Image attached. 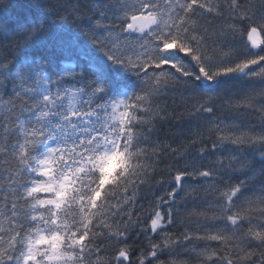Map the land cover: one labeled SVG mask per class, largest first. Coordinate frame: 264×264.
<instances>
[{"label": "snow or ice", "instance_id": "obj_1", "mask_svg": "<svg viewBox=\"0 0 264 264\" xmlns=\"http://www.w3.org/2000/svg\"><path fill=\"white\" fill-rule=\"evenodd\" d=\"M0 264H264V0H0Z\"/></svg>", "mask_w": 264, "mask_h": 264}]
</instances>
